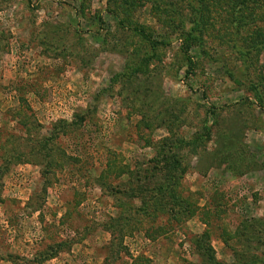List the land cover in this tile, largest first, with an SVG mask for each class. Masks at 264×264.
Wrapping results in <instances>:
<instances>
[{
  "label": "rangeland",
  "instance_id": "rangeland-1",
  "mask_svg": "<svg viewBox=\"0 0 264 264\" xmlns=\"http://www.w3.org/2000/svg\"><path fill=\"white\" fill-rule=\"evenodd\" d=\"M215 260L264 264V0H0V264Z\"/></svg>",
  "mask_w": 264,
  "mask_h": 264
},
{
  "label": "trees",
  "instance_id": "trees-1",
  "mask_svg": "<svg viewBox=\"0 0 264 264\" xmlns=\"http://www.w3.org/2000/svg\"><path fill=\"white\" fill-rule=\"evenodd\" d=\"M136 31H138L139 33H143V37L146 41H148L149 43L152 44V46L154 47L155 45H160V44H163L162 42H156V41H153V39H151L150 35L148 34H145L144 32L140 31L139 29H135ZM170 178V177H169ZM214 264H217L216 260L213 261Z\"/></svg>",
  "mask_w": 264,
  "mask_h": 264
}]
</instances>
